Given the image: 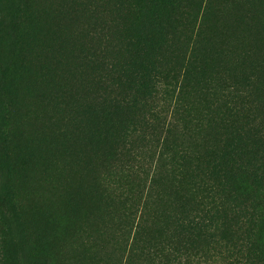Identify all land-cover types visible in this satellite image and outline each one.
<instances>
[{"label":"rangeland","instance_id":"374dc122","mask_svg":"<svg viewBox=\"0 0 264 264\" xmlns=\"http://www.w3.org/2000/svg\"><path fill=\"white\" fill-rule=\"evenodd\" d=\"M114 19L106 0H0V264H127L140 214L119 218L123 183L141 168L145 197L161 178L164 135L149 116L165 129L174 103L168 79L144 99L130 92L135 62ZM185 28L210 37V92L234 114L208 142L234 152L221 195L264 228V0H203Z\"/></svg>","mask_w":264,"mask_h":264},{"label":"trees","instance_id":"16d2710c","mask_svg":"<svg viewBox=\"0 0 264 264\" xmlns=\"http://www.w3.org/2000/svg\"><path fill=\"white\" fill-rule=\"evenodd\" d=\"M106 1L116 25L122 26L124 50L135 62L130 65L132 70L123 71L133 85L128 89L143 98L155 86L154 78H162V84L168 79L161 94L174 103L173 123L168 122L165 129L155 124L157 115L149 116L158 143L164 135L160 141L167 167L159 173L161 178L151 181V193L145 197L139 187L143 179L138 172L145 175L141 168L135 166L131 173L129 167L131 174L123 183L127 190L121 195L126 196L123 204L127 207L117 212L119 218L129 222L133 213L140 214L125 254L127 264H264V236L259 244L254 242L264 230L256 227L258 213L248 214L243 204L234 205L235 200L221 195V181L226 180L221 173L234 152L226 144H208L220 131L233 127L234 114L223 95L210 92L208 68L214 51L210 37L203 39L185 28L197 18L203 0ZM161 63H166L167 71H157ZM178 120L180 130L174 125ZM134 193L140 194L137 201ZM212 246L219 252L206 255Z\"/></svg>","mask_w":264,"mask_h":264}]
</instances>
